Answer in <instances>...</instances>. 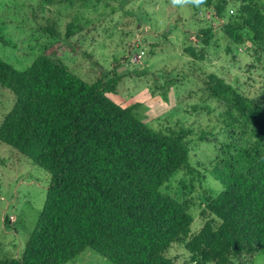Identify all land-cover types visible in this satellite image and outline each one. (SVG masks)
<instances>
[{"label": "trees", "instance_id": "16d2710c", "mask_svg": "<svg viewBox=\"0 0 264 264\" xmlns=\"http://www.w3.org/2000/svg\"><path fill=\"white\" fill-rule=\"evenodd\" d=\"M226 2L203 0L215 16ZM221 30L234 42L247 36L264 53V4L239 0ZM208 33L202 26L196 36L205 44ZM118 77L112 71L87 80L42 52L23 68L0 57V85L13 93L0 118V141L48 173L19 254L0 257V264H62L84 247L113 264H179L166 253L171 242H183L197 264H234L264 251V105L216 73L202 79L234 109L230 119L249 123L252 137L234 152L221 149L215 160L228 176H220L217 192L205 194L209 217L190 233L185 202L159 188L187 165L186 131L148 127L131 106L107 96Z\"/></svg>", "mask_w": 264, "mask_h": 264}, {"label": "rangeland", "instance_id": "374dc122", "mask_svg": "<svg viewBox=\"0 0 264 264\" xmlns=\"http://www.w3.org/2000/svg\"><path fill=\"white\" fill-rule=\"evenodd\" d=\"M238 2L227 0L215 16L203 3L179 6L172 0H0V57L23 68L42 52L87 80L119 73L107 96L131 106L148 127L184 128L187 165L173 170L159 188L185 202L192 233L209 217L205 194L217 192L220 176H228L215 159L222 150L247 146L252 137L249 123L230 119L234 109L211 95L202 79L216 73L264 105L263 51L247 36L234 42L221 30ZM202 26L209 27L205 44L196 36ZM12 100L13 93L0 85V118ZM47 181L45 169L0 141V257L19 254ZM166 253L179 264H197L183 242H171ZM233 261L264 264V251ZM62 264L113 263L84 247Z\"/></svg>", "mask_w": 264, "mask_h": 264}, {"label": "clouds", "instance_id": "9594fccd", "mask_svg": "<svg viewBox=\"0 0 264 264\" xmlns=\"http://www.w3.org/2000/svg\"><path fill=\"white\" fill-rule=\"evenodd\" d=\"M174 5L184 6L187 4H193L199 6L203 3V0H172Z\"/></svg>", "mask_w": 264, "mask_h": 264}]
</instances>
